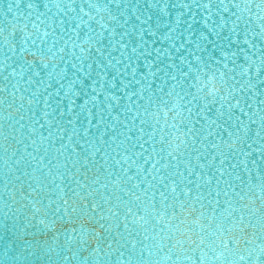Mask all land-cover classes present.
I'll return each instance as SVG.
<instances>
[{
	"label": "clouds",
	"instance_id": "clouds-1",
	"mask_svg": "<svg viewBox=\"0 0 264 264\" xmlns=\"http://www.w3.org/2000/svg\"><path fill=\"white\" fill-rule=\"evenodd\" d=\"M0 213L29 264H264V0H0Z\"/></svg>",
	"mask_w": 264,
	"mask_h": 264
},
{
	"label": "water",
	"instance_id": "water-1",
	"mask_svg": "<svg viewBox=\"0 0 264 264\" xmlns=\"http://www.w3.org/2000/svg\"><path fill=\"white\" fill-rule=\"evenodd\" d=\"M157 43H159V41ZM77 102H80L79 98ZM208 115L211 116L212 113L209 112ZM13 207H15V205ZM5 211H7L6 208ZM23 227L24 222L22 217H18L14 214H9V216L6 217L3 215V213H0V264H29V260L27 259L24 261L11 259L14 258L18 253H21L22 249V255L26 257L27 252L30 249L26 247L25 242L27 241L29 244L34 242V238L27 235H25L23 239L19 238V230ZM5 249L8 250L7 257L3 256Z\"/></svg>",
	"mask_w": 264,
	"mask_h": 264
}]
</instances>
